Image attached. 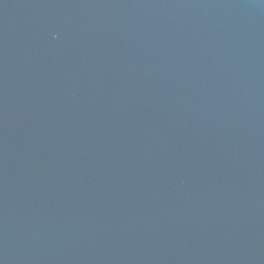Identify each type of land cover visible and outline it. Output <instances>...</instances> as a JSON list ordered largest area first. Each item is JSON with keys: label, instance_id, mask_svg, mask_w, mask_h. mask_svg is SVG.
Returning a JSON list of instances; mask_svg holds the SVG:
<instances>
[{"label": "water", "instance_id": "water-1", "mask_svg": "<svg viewBox=\"0 0 264 264\" xmlns=\"http://www.w3.org/2000/svg\"><path fill=\"white\" fill-rule=\"evenodd\" d=\"M0 264H264V0H0Z\"/></svg>", "mask_w": 264, "mask_h": 264}]
</instances>
